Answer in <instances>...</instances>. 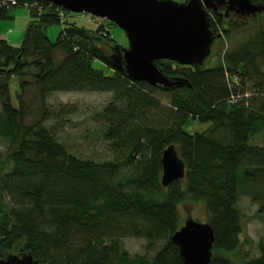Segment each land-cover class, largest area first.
Here are the masks:
<instances>
[{
    "label": "trees",
    "instance_id": "obj_1",
    "mask_svg": "<svg viewBox=\"0 0 264 264\" xmlns=\"http://www.w3.org/2000/svg\"><path fill=\"white\" fill-rule=\"evenodd\" d=\"M21 5L32 16L22 45L0 40V137L8 141L0 153V259L31 253L44 264H185L171 237L183 224L180 206L200 202L216 237L210 264H264V237L259 255H237L244 244L241 196L264 216V25L209 67L158 60L167 75L192 85L163 91L117 68L110 27L101 36L65 21L59 13L71 11L47 0ZM10 8L0 7V19ZM55 22L63 29L53 41L47 27ZM218 23L231 38V22ZM100 40L111 42V53ZM17 77L18 105L10 88ZM30 85L38 109L28 122ZM70 91L112 93L99 116L112 158L78 156L45 124L48 96ZM190 121L209 126L189 133ZM259 135L261 144H251ZM170 144L186 175L164 187L162 156ZM129 236L144 238L146 251L130 253Z\"/></svg>",
    "mask_w": 264,
    "mask_h": 264
},
{
    "label": "water",
    "instance_id": "obj_2",
    "mask_svg": "<svg viewBox=\"0 0 264 264\" xmlns=\"http://www.w3.org/2000/svg\"><path fill=\"white\" fill-rule=\"evenodd\" d=\"M68 11L89 13L119 26L129 46L116 45L117 68L134 81L146 82L163 91L192 87L187 78L167 75L158 60L202 66L212 54L215 40L210 8L227 2L242 17L264 11V2L253 0H47ZM161 184L169 187L185 178L186 164L177 146L170 144L162 156ZM215 231L209 222L194 217L184 220L171 240L179 247L185 264H210ZM0 264H44L31 253L9 254Z\"/></svg>",
    "mask_w": 264,
    "mask_h": 264
},
{
    "label": "rangeland",
    "instance_id": "obj_3",
    "mask_svg": "<svg viewBox=\"0 0 264 264\" xmlns=\"http://www.w3.org/2000/svg\"><path fill=\"white\" fill-rule=\"evenodd\" d=\"M183 1V0H178ZM185 1V0H184ZM65 21H75L78 25L86 27L90 30H97L102 36L105 33L106 26L110 27L111 38L117 45L123 47L129 46V40L126 33L117 25L110 24L107 20L95 17L89 13L70 12L63 16ZM32 20L29 8L26 5L10 8L8 17L0 19V40H6L13 46L22 45L27 28ZM231 38L221 36L217 38L213 44L212 54L207 58L203 67L214 65L224 52L231 46L240 42L246 35L261 25H264V11L253 17L248 18H231L226 23H230ZM219 33H222V25L217 22ZM63 29V23L55 22L47 27V34L50 39L55 41ZM102 48L106 52H112V45L109 41L100 40ZM96 68H101L106 74H112V70L107 68L101 61H94ZM29 78V76H27ZM19 77L11 79V93L14 104L18 105L17 90L19 86L17 82ZM249 85V83H248ZM27 104L30 108L28 122L34 120L38 104L32 101L33 94L37 92L35 86L27 87ZM243 97L241 96L240 99ZM112 99L111 92L96 91H70V92H54L48 96V105L51 111L50 118L45 122L48 127H54L57 137L60 141L65 142L70 150L78 156L84 158H95L97 160H106L114 155L109 148V142L102 134L99 124V116L102 114L104 107ZM1 107V106H0ZM209 124L190 121L186 126L189 133L195 130L203 131ZM261 135L251 140V144H261L258 139ZM8 141L0 137V153H4L7 149ZM238 207L244 214V231L241 238L244 244L238 250V257L241 258L242 253L250 252L251 257L259 255L258 243L264 237V216L257 213L258 205L252 201L248 195H242L238 203ZM182 222L188 217H194L200 221H207V211L203 203L185 202L180 206ZM125 247L132 254L144 253L146 251V240L129 236L124 238ZM157 250H151L155 253Z\"/></svg>",
    "mask_w": 264,
    "mask_h": 264
},
{
    "label": "flooded vegetation",
    "instance_id": "obj_4",
    "mask_svg": "<svg viewBox=\"0 0 264 264\" xmlns=\"http://www.w3.org/2000/svg\"><path fill=\"white\" fill-rule=\"evenodd\" d=\"M208 11L210 12L211 19L214 23L218 22V20H219L220 22H222L224 24L226 21H228L231 18H248V17L240 16L234 10H230L228 8L227 2L220 3L218 1H216L215 7L210 8ZM254 16H256V15H254ZM251 17H253V16H251ZM212 28H213V26H212ZM218 34H219V32H218Z\"/></svg>",
    "mask_w": 264,
    "mask_h": 264
},
{
    "label": "built area",
    "instance_id": "obj_5",
    "mask_svg": "<svg viewBox=\"0 0 264 264\" xmlns=\"http://www.w3.org/2000/svg\"><path fill=\"white\" fill-rule=\"evenodd\" d=\"M52 3V2H51ZM28 6H36V3H27ZM54 4V3H53ZM19 5V0H0V7L2 6H10V7H15ZM60 7V6H59ZM63 8V7H62ZM60 16H63L64 13L60 12L59 13ZM96 17V16H95Z\"/></svg>",
    "mask_w": 264,
    "mask_h": 264
}]
</instances>
